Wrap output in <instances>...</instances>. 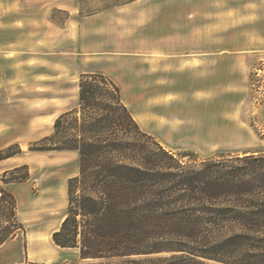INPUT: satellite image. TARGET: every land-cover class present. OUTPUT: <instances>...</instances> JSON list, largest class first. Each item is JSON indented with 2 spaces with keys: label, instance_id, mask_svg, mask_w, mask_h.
I'll use <instances>...</instances> for the list:
<instances>
[{
  "label": "trees",
  "instance_id": "obj_1",
  "mask_svg": "<svg viewBox=\"0 0 264 264\" xmlns=\"http://www.w3.org/2000/svg\"><path fill=\"white\" fill-rule=\"evenodd\" d=\"M29 149L78 152L52 239L77 248L83 264H264V149L207 157L167 149L102 72L80 74L78 106ZM19 152L9 144L0 160ZM28 178L25 164L0 173V245L25 234L6 185Z\"/></svg>",
  "mask_w": 264,
  "mask_h": 264
},
{
  "label": "rangeland",
  "instance_id": "obj_2",
  "mask_svg": "<svg viewBox=\"0 0 264 264\" xmlns=\"http://www.w3.org/2000/svg\"><path fill=\"white\" fill-rule=\"evenodd\" d=\"M125 1L128 0H0V43L6 40L13 46L9 53L0 51V149L9 145H4L7 142L20 147L19 153L0 162V170L27 165L29 178L7 189L12 192L17 187L27 188L28 197L17 202L18 216L25 228V234L20 232L19 236L29 243L32 239L42 243L45 250L54 247L49 236L66 214L68 195L64 199L63 188H67V179L78 172L79 155L75 150H31L29 146L53 131L55 119L63 113L60 111L76 107L75 89L86 64L91 63L93 69L110 77L120 91L131 81L123 69L137 65L129 49L118 54V62H112L109 54L90 53L97 52V48L87 51L89 45L97 47L101 34L106 36L122 27L131 36L132 30H138L139 42L147 44L148 38L151 42L163 31L162 26L148 24L153 17L167 15L169 9L182 11L188 17L198 13L203 19L205 43L218 42L221 54L242 55L246 96L240 109L245 113L244 122L238 130L187 132L184 141H195L194 145L165 146L174 152L194 150L201 157L264 149V98L258 102L251 85L254 69L264 66V0H133L110 6ZM137 20L140 24L133 28ZM19 48L26 54L19 55ZM24 173L25 169H20L16 175ZM62 251L63 261L35 264L86 262L77 248Z\"/></svg>",
  "mask_w": 264,
  "mask_h": 264
},
{
  "label": "crops",
  "instance_id": "obj_3",
  "mask_svg": "<svg viewBox=\"0 0 264 264\" xmlns=\"http://www.w3.org/2000/svg\"><path fill=\"white\" fill-rule=\"evenodd\" d=\"M167 13L164 16L157 15L150 23L148 22L153 27L162 26L163 31L156 34L151 42L148 38L147 44L139 42L138 30L134 32L132 30L129 36L121 27L120 31L116 28L106 36L99 35L97 47L89 45L90 50H85L93 51L97 48V52L90 53H99L103 56L109 54L112 62H118L120 57L118 54H121L123 49L131 50L137 65L132 69L121 67L124 73L131 77L127 85L121 86L122 100L140 127L154 135L164 146L194 145L195 141L189 139L184 141L187 132L240 129L245 116L240 104L246 96V74L242 73V55L230 52L221 54L218 42L207 40L205 43L203 19L198 13L192 17H188L182 11L170 9ZM87 20L89 19H85L84 22H88ZM139 24L137 20L133 28H137ZM19 27L22 28L23 24ZM6 32L5 27L4 33ZM2 47L0 46V51L3 49L6 53L11 52L13 48L12 43L6 40ZM18 50L19 55L25 53L21 48ZM143 54L148 56L143 58L141 57ZM85 66L86 69L81 73L99 72L92 68L91 63ZM75 98L78 106L79 79ZM220 105L224 108L220 109ZM73 107L75 106L60 112ZM14 166L17 165L5 166L0 173ZM13 184L9 183L6 186L10 188ZM18 188L12 192L17 197V202H20L28 197V193L26 187ZM63 189L65 199L67 188ZM55 192L53 191L54 201ZM64 216L58 221L59 225L55 230L59 228ZM49 237L53 243L52 234ZM30 243L19 234L6 240L0 245V264H35L65 260L62 251L65 247L57 248L53 243L54 247L45 250L46 246L42 243L33 242V239Z\"/></svg>",
  "mask_w": 264,
  "mask_h": 264
},
{
  "label": "built area",
  "instance_id": "obj_4",
  "mask_svg": "<svg viewBox=\"0 0 264 264\" xmlns=\"http://www.w3.org/2000/svg\"><path fill=\"white\" fill-rule=\"evenodd\" d=\"M253 74L254 78L251 83L253 86L252 90L257 92L255 99L259 102L261 98H264V92L261 91V89H264V66L255 68ZM261 79L263 82H261Z\"/></svg>",
  "mask_w": 264,
  "mask_h": 264
},
{
  "label": "bare ground",
  "instance_id": "obj_5",
  "mask_svg": "<svg viewBox=\"0 0 264 264\" xmlns=\"http://www.w3.org/2000/svg\"><path fill=\"white\" fill-rule=\"evenodd\" d=\"M57 247H60L59 245H56Z\"/></svg>",
  "mask_w": 264,
  "mask_h": 264
}]
</instances>
